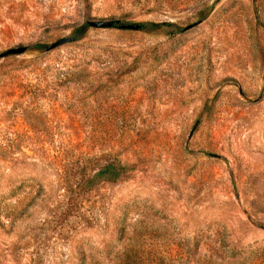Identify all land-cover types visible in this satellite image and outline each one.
<instances>
[{"label": "rangeland", "instance_id": "obj_1", "mask_svg": "<svg viewBox=\"0 0 264 264\" xmlns=\"http://www.w3.org/2000/svg\"><path fill=\"white\" fill-rule=\"evenodd\" d=\"M23 47L0 58V264H264V0H0V54Z\"/></svg>", "mask_w": 264, "mask_h": 264}, {"label": "trees", "instance_id": "obj_2", "mask_svg": "<svg viewBox=\"0 0 264 264\" xmlns=\"http://www.w3.org/2000/svg\"><path fill=\"white\" fill-rule=\"evenodd\" d=\"M119 23L112 26L111 28L118 27ZM121 27V26H120ZM144 26L141 25L140 29H143ZM42 46H40L41 48ZM129 169L126 166H122L121 164L110 163L106 165L102 170L97 172L93 177H91L87 182H85V187L88 189H92L99 182H109L115 183L117 182L121 176L126 173ZM221 249V247H220ZM120 264H148L144 259L139 257H120ZM95 264V263H93Z\"/></svg>", "mask_w": 264, "mask_h": 264}, {"label": "water", "instance_id": "obj_3", "mask_svg": "<svg viewBox=\"0 0 264 264\" xmlns=\"http://www.w3.org/2000/svg\"><path fill=\"white\" fill-rule=\"evenodd\" d=\"M117 23L118 22H116V21H99V22L92 23L91 25L96 27V28H111L112 26L116 25ZM195 26H197V24L190 25L187 28H185V31L190 30V29L194 28ZM121 28L126 29V30H139L141 28V26L140 25H122ZM71 41H72L71 38L61 39V40L53 43L48 48V50L56 49L62 45L70 43ZM25 51H26L25 47L10 49V50H7V51L3 52L2 54H0V58H4V57L9 56V55L22 54Z\"/></svg>", "mask_w": 264, "mask_h": 264}]
</instances>
